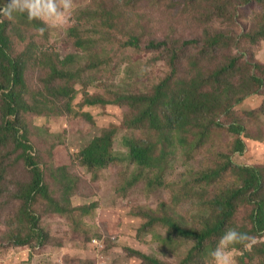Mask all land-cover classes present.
<instances>
[{"label": "trees", "instance_id": "trees-1", "mask_svg": "<svg viewBox=\"0 0 264 264\" xmlns=\"http://www.w3.org/2000/svg\"><path fill=\"white\" fill-rule=\"evenodd\" d=\"M158 1L168 12L182 1L200 6L216 3L222 14L237 5L233 0ZM237 1L259 6L248 29L231 36L223 30H208L204 38L186 39L180 47L179 41L157 32L142 39L147 28L137 12L139 0H92L79 8L73 14L74 25L68 29V38L76 48L67 54L42 40L48 33L43 21L29 20L26 12L13 13L11 20L0 17V198L6 204L12 197L17 205L11 223L18 224L11 234L14 245L45 248L50 244L49 233L41 222L42 211L68 216L77 212L94 218L97 201L73 202L82 183L76 168L86 167L96 178L128 158L134 170L121 172L124 186H117L116 193L141 181L151 190L171 189L170 198L163 200L156 210L141 209L146 219L142 231H151L155 225L156 230H163L159 238L170 248L166 256H174L185 247L176 263L125 244L129 254L139 256L146 264H209V253L220 237L227 229L236 228L256 239L262 238L250 249L235 246L239 251L237 264H264V164H238L230 154L222 153L218 164L201 171L198 178L189 180L186 171L177 182L166 179L179 155L184 154L189 160L216 129L234 136L233 152H245V138L263 140L259 131L264 135V99L251 126L237 106L254 94L264 95V62L257 60L252 51L247 54L249 44L260 46L264 41V0ZM8 2L0 0V7ZM235 15V11L231 12L232 17ZM124 26L127 41L119 36ZM241 35L245 45L239 53ZM117 43L125 49L145 45L150 52L160 51L168 57L170 68L151 90L115 91L112 98L85 92L84 105L117 103L125 108L123 129L128 133L123 141L127 155L117 153L118 129L108 126L77 151L53 145V151L43 157L31 139L23 114L82 113L94 122L91 113L75 110V83L85 70H105L107 63L102 59ZM193 45L201 47V55L213 58L223 48L229 50L234 46L237 51L229 50L213 68L196 61L192 70L182 74L181 60ZM245 54L250 59H245ZM84 57L92 62L88 67L81 66ZM34 72L43 74L36 84L29 82ZM18 162L24 165L25 178L12 189L10 183ZM79 223L82 229L77 231H82L90 243L95 236H103L100 230L92 231L93 225L86 221V216ZM62 244L59 241L52 251Z\"/></svg>", "mask_w": 264, "mask_h": 264}, {"label": "rangeland", "instance_id": "rangeland-1", "mask_svg": "<svg viewBox=\"0 0 264 264\" xmlns=\"http://www.w3.org/2000/svg\"><path fill=\"white\" fill-rule=\"evenodd\" d=\"M92 0H73L74 11L67 25L63 27L46 26V36L42 39L49 47L56 48L60 53L67 54L76 47L73 41L68 38V29L74 25L73 14L83 6L88 5ZM138 3L137 12L142 15V21L147 28V32L142 36L150 37L154 32L160 36L168 37L171 40L179 41V47L186 39L204 38L206 32L215 29L223 30L228 35L231 33H241L248 29L250 21L256 10L257 3H239L233 0L236 6L230 8V12L222 14L216 8V3L210 6L194 5L187 1L177 3L174 11L168 12L166 7L158 0L141 1ZM231 1V0H230ZM174 6V5H173ZM236 12L234 17L231 12ZM152 28H148L149 25ZM124 41L129 39L125 26L119 34ZM239 37L240 44L238 52L242 53L245 40ZM257 60L264 62V41L260 46L248 45ZM241 49V50H240ZM235 53L234 46L229 49ZM223 48L217 51L216 58L211 55H201V47L193 45L186 50V54L181 60V73L186 74L193 69L194 62L202 63L206 68H213L224 59V54L229 51ZM245 54V59L250 57ZM86 56V54H85ZM81 65L88 67L92 62L87 59ZM168 57L160 51L150 52L145 45L140 49L129 47L123 48L120 43L113 46V50L103 57L102 62H106L105 70H85L76 80L78 94L75 99V110L79 112L91 113L95 121L89 120L86 115L80 113L64 112L60 114L39 115L34 112L24 113L22 118L29 128L32 141H34L43 157L49 151H53V145L60 149L70 148L77 151L88 144L95 136L100 135L103 128L116 126L118 131L115 138V148L117 153L125 157L128 148L124 144V136L128 131L123 129V122L126 114L125 108L117 103L107 105L89 106L84 105L86 91L113 97L115 91H146L151 90L155 83L165 77L170 68L167 64ZM43 74L31 73L29 82L36 84ZM264 95L254 94L246 98L237 108L239 113L248 120L249 126L256 121L257 112L262 105ZM264 120V115L262 116ZM263 140L245 138V152H233L232 143L234 136L227 132L216 129L211 139L202 143L194 150V154L188 160L184 154H180L174 162V166L166 175L170 182H177L186 171H189V180L199 177L201 171L218 164L222 153L230 154L231 158L238 164L261 165L264 164V135L259 131ZM64 144V146L60 145ZM100 172L94 178L93 173L86 167L78 166L77 173L82 178L79 192L73 197L75 204L98 202L94 218L87 214L74 213L72 216L59 213L42 211V225L49 233V245L45 248H31L28 245H14L11 241V234L16 231L18 224H11L15 217L17 205L10 197L6 204L0 198V264H146L142 258L129 254L124 248L125 244L148 253H154L167 261L178 262L185 247L178 249L174 256H166L167 243L160 240L159 233L163 232L156 225L151 231H142V224L146 219L142 217V208L155 209L163 200H168L171 189L163 187L151 190L144 181L135 184L133 187L116 193L115 188L123 185L121 172L125 174L133 171L134 166L127 158L125 162L115 165ZM24 165L18 162L14 179H11L10 186L15 189V185L24 180ZM124 186V185H123ZM186 208L185 214H188ZM248 216V212L245 211ZM86 216V221L92 224V231L100 230L102 237L95 236L101 240L103 247L99 251L93 239H85L82 231H77L82 225L79 223ZM246 216V217H247ZM144 232V235H143ZM261 241L262 238L257 239ZM59 241L63 244L55 251L52 247ZM233 255L237 260L239 251L233 250ZM210 264V263H209Z\"/></svg>", "mask_w": 264, "mask_h": 264}, {"label": "clouds", "instance_id": "clouds-1", "mask_svg": "<svg viewBox=\"0 0 264 264\" xmlns=\"http://www.w3.org/2000/svg\"><path fill=\"white\" fill-rule=\"evenodd\" d=\"M73 11V0H10L0 7V17L11 20L13 13L26 12L29 20L39 19L49 27L59 28L69 23ZM40 32L43 33L44 28H41ZM256 242L255 236L229 228L209 253L210 264H237L233 255L235 246L242 245L245 249H250Z\"/></svg>", "mask_w": 264, "mask_h": 264}, {"label": "built area", "instance_id": "built-area-1", "mask_svg": "<svg viewBox=\"0 0 264 264\" xmlns=\"http://www.w3.org/2000/svg\"><path fill=\"white\" fill-rule=\"evenodd\" d=\"M92 243L96 245V247L98 248L99 251H102L103 250L102 249L103 244H102V242H101L100 239L95 238V239H93V242Z\"/></svg>", "mask_w": 264, "mask_h": 264}]
</instances>
